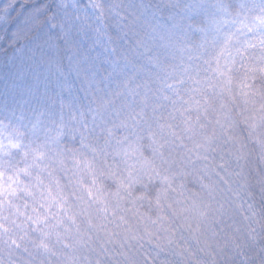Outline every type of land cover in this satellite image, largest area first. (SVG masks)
<instances>
[{"label": "clouds", "instance_id": "1", "mask_svg": "<svg viewBox=\"0 0 264 264\" xmlns=\"http://www.w3.org/2000/svg\"><path fill=\"white\" fill-rule=\"evenodd\" d=\"M0 264H264V0H0Z\"/></svg>", "mask_w": 264, "mask_h": 264}, {"label": "trees", "instance_id": "2", "mask_svg": "<svg viewBox=\"0 0 264 264\" xmlns=\"http://www.w3.org/2000/svg\"><path fill=\"white\" fill-rule=\"evenodd\" d=\"M27 7H29L28 5H25L23 8L20 6V4H16L13 8V12H16L17 9H19V14H18V18L19 16H22L25 12V10L27 9Z\"/></svg>", "mask_w": 264, "mask_h": 264}]
</instances>
